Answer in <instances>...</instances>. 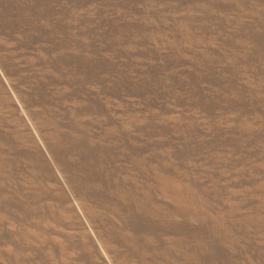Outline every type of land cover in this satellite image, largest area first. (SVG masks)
<instances>
[{"label": "rangeland", "instance_id": "obj_1", "mask_svg": "<svg viewBox=\"0 0 264 264\" xmlns=\"http://www.w3.org/2000/svg\"><path fill=\"white\" fill-rule=\"evenodd\" d=\"M0 264H264V0H0Z\"/></svg>", "mask_w": 264, "mask_h": 264}]
</instances>
